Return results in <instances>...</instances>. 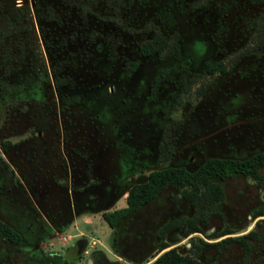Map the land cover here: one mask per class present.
Returning a JSON list of instances; mask_svg holds the SVG:
<instances>
[{"label": "rangeland", "instance_id": "rangeland-1", "mask_svg": "<svg viewBox=\"0 0 264 264\" xmlns=\"http://www.w3.org/2000/svg\"><path fill=\"white\" fill-rule=\"evenodd\" d=\"M36 1L37 5L34 0H0V147L4 141L12 143L6 150L0 148V163H11L18 172L33 168L38 173H44V164H47L45 168L49 166V160L45 157L48 146L52 148L51 152H55L54 157H50L53 164L62 162L61 155L66 158L65 163L70 160L69 155L78 159L75 168L79 169L77 174L81 189L92 178L88 166L94 153L100 167L105 165L108 151L113 159L111 163H116L111 173L102 172L106 178L112 177L115 167L118 171L122 169V157L126 158L128 166L133 165V169L143 167L146 162L157 157L162 163H168L174 156L171 154L179 135L184 133L179 139L180 146L188 142L196 146L201 141L203 131L200 129L203 127L194 133L192 130V133L190 130L186 132L188 128L185 127V120L190 125L191 121L193 124L199 120L203 122L202 119L206 117L207 125L209 121L214 122L219 118L215 112L198 111L191 114L194 105L187 101L190 99L189 102L194 103V96L181 90L184 78L189 74L188 64L179 66L172 60L166 65L173 77L176 71L182 74L175 87L165 94L168 97L166 101L155 94L154 86L144 82L145 79L155 80V73L161 67L153 57L141 59V67L132 76L125 74L123 68L126 61L135 58L136 50L144 39L151 38L156 31L166 36L178 32L182 38H192L190 36L194 34L204 38L210 49L217 52V56L222 54L230 57L250 44L254 28L264 19V0ZM196 64L192 65L195 70ZM56 78L59 85L55 83ZM206 80L209 81V78L197 77L192 88ZM111 83H118L121 87L113 93L114 101L121 102L123 99L126 103L133 99L135 104L131 112L124 115L128 130L123 136L114 131L117 115H113L112 121L109 117L111 101L110 96L106 95ZM233 88L241 90L244 102H251L253 98L261 101L262 109L257 116H262L259 122L264 132V45L242 57L229 72L211 81V87L203 99H211L214 103L210 104L219 108L220 103L227 104L228 93ZM71 97L77 99V103L70 107L71 112H67L65 99ZM179 98L182 100L180 103L177 101ZM159 100L165 103L162 107L159 105L158 109ZM89 108L93 110L91 118L95 115L92 119L96 126L94 128L89 123ZM254 110V106L246 103V106H240L239 114L249 117V113L255 115ZM144 115L153 120L154 136L161 122L169 121L168 125L172 127L165 132V137L156 135L159 139L155 143V157L149 155L151 149L142 144V138L135 136L134 131H140L138 121ZM226 117L228 119L232 115ZM212 126L211 132L218 135L220 129L217 125ZM70 139L76 142L75 153L63 147L70 146ZM215 146L210 145V148ZM238 151L240 155L246 153L243 148ZM27 157L30 161H25ZM139 172V169L133 171L136 174ZM112 179L115 181L117 178ZM238 179L237 185V180L230 181L231 187H227L225 202L218 205L216 210L223 224L234 225L236 232H255L256 239L247 240L251 248L249 254H244L237 244L228 243L219 258H212L210 254L201 258L202 250L209 247L210 241L219 234L213 219L205 223L208 234L195 232L189 237L181 235L168 243L177 246L182 253L208 259L209 264H264V180L251 176ZM242 187H246L244 191L252 196L251 206L246 199L239 203L234 201L233 195ZM172 191L176 208L184 210L181 217L195 216L200 223L206 211L202 203L179 201L174 186L166 194ZM124 199L120 195L110 207L121 206L125 203ZM235 206H241L247 212L245 220L243 217L236 218ZM258 210H262L263 214L255 217ZM93 211V208L86 207L77 219L58 220L61 229L48 242L42 243L45 252L59 255L66 244L82 236L88 242V249L92 246L101 247L96 240L99 238L110 260L137 264L111 249L109 244L116 233L115 228H110L101 210ZM21 251L24 252V248ZM21 251L2 264H20ZM84 257L79 264H84Z\"/></svg>", "mask_w": 264, "mask_h": 264}, {"label": "flooded vegetation", "instance_id": "flooded-vegetation-1", "mask_svg": "<svg viewBox=\"0 0 264 264\" xmlns=\"http://www.w3.org/2000/svg\"><path fill=\"white\" fill-rule=\"evenodd\" d=\"M34 1L35 5H37V1ZM53 19L58 20L59 18ZM158 33L164 38H155ZM190 37L192 38H182L178 32H173L171 35L166 36L161 31H156L151 38L144 39L140 43L136 50L135 58L126 61L123 70L127 76H132L141 67V59L149 60L151 57L156 59L155 63L159 64L161 67H158V73L157 71L155 73V80L148 81L145 79L144 82L147 81L151 87L154 86L155 94L164 97L166 101L168 97H166L165 94L170 91V88L175 87L177 80L182 78L181 72L177 71L174 73L173 77L170 73L172 72L171 69L168 70L166 65L172 60L179 66L188 64L189 74L185 76L181 90H183V93L185 92L194 96V103L189 102L190 99L187 101L189 104L192 103L194 105L190 111L191 114L193 115V112L201 111L206 113L215 112L219 116L218 120L214 122L209 121L207 125H205L207 122L205 121L206 117L202 119L203 122L199 120L201 123L197 122L194 124L191 119L190 125L185 120V127L188 128L186 132L190 130L189 132L192 133L193 131L194 133V131H198L203 127V129H200L203 131L201 141L198 142L196 146L190 142L184 143L183 145L181 144L180 146L179 144L181 142L179 139H181V135L184 133L179 136L176 134L178 136L176 138L177 143L174 142V151L171 154L174 156L169 159V162L162 163L158 157L156 159L153 158L148 163L146 162L143 167L136 168L140 170L137 174L133 173V171L136 170L133 169V165L130 164V166H128L126 158L123 159L122 157V161L120 162L122 169L119 170L120 173H122L120 178H118L120 173L117 167L114 168V174H112L111 178H106V176L102 175V172L106 173L109 171L111 173L114 167L113 164H116L114 162L111 163L113 159L108 150H106V152L108 151L109 157H106L105 165L102 167L97 165L98 160L95 156L96 153H94L91 165L88 166L92 178L82 189L79 188L80 184L78 182L80 181L78 180L79 174H77L79 169L75 168L77 167L78 159L69 155L70 160H67L65 163L66 158H62L63 155H61L59 157L62 162H54L53 164L50 161V157H54L55 152H51L52 148L48 146L45 149V157L49 160V166L45 168L46 163L44 164V173H38V170L33 168H29L26 171L19 169L20 172H18V169L11 163H0V264L5 261L9 262L10 258L16 254L17 251H21L22 248H24L25 251L20 252L22 256L20 264H79L83 255L85 256L84 264H123L120 261L113 262L110 260L108 258V252L102 243H100V245H102L101 247L92 246V248L88 249V242L83 236L76 237L72 242L66 244L63 252L59 255L56 254V252H45L42 243L45 241L48 242L51 236L59 232L61 228L58 226V220H73L81 215L82 210L84 212V208L86 207L93 208L94 211L101 210L103 215L104 212H112L115 209L126 206V196L128 195L129 189L136 183L145 182L148 179L149 173L153 170L172 166L185 167L187 170L193 172L210 158L245 160L264 151V132L261 130V122H259L262 116H257L258 113H260V109H262L261 101L253 98V101H251L252 103L244 102L241 90L236 88H233L231 93H228L227 104H219V108L217 107L219 110L215 108V105L212 106V104H210L214 103L211 99H203L206 96L207 90L211 87V81L229 72L242 57L252 54L264 45V40L259 45L257 44V41H259L258 38H264V19L254 28L253 34L250 37L252 38L250 44L230 57H226L222 54L217 56V52L214 49H210V45L208 46V42H206L204 38L194 34ZM153 38L158 41L157 44H155L158 49L145 51L142 44L146 40ZM160 40L165 42L162 48L160 46ZM246 50H249V52L241 54ZM195 64L197 65V70L192 68V65ZM216 64L222 65V69L215 68L214 66ZM200 76L206 77L207 79L209 78V81L206 80L204 83H200L192 88L196 78ZM57 79L58 78H56L55 83L59 85L60 82ZM141 86L143 87L142 82ZM138 87L136 88L139 89ZM118 88L121 89L118 83L115 85L111 83L107 92L108 95L106 96H110L109 100L111 103H109L108 111L111 113V116H109L111 117V121L114 119L113 115H117L118 117L114 131L123 136L128 130V126L125 122L126 120H123L124 115L131 112L135 104L133 103V99L126 103L123 99L120 100L121 102L114 101L112 96ZM177 101L180 103L182 100L179 98ZM163 102L159 100V102H157V104H159L156 108L159 109V105L162 107L164 105ZM76 103L77 99L74 97L65 99L67 112H71L72 108L70 107ZM246 103L255 107V115L249 113V117L240 116V106H246ZM89 109L88 114L90 120L93 110L91 108ZM159 112L161 111L159 110ZM229 114H231L232 117L226 119V116ZM192 115L189 116L192 118ZM94 117L95 115L91 118L92 122H89L90 126L93 128L96 127L92 120ZM151 121L153 122L152 119H149L148 115L141 116L138 121L140 131L135 130L134 132L136 134L135 136L142 138V144L151 149L149 155L155 157V155H157V146H155L156 141L160 136L165 137V132L172 129V127L168 125L169 121H166L167 123L161 122L156 131V135L159 136L158 138L153 134L154 128ZM105 123H107V121ZM212 125H217L220 129H217L219 133L216 136L211 132L210 127H213ZM74 139L76 138L74 137ZM74 139H70L71 143L69 144L71 147H65L64 145L63 147L75 153L76 148L74 147V143L76 142H74ZM2 143H4V145L1 144V147L4 150L12 145L10 141H4ZM210 145L216 146L212 149ZM83 148L86 150L85 147ZM239 148H243L246 153L243 155L238 154ZM52 159L54 160L55 158ZM26 160L30 161L28 157L25 161ZM33 166L34 165H32V167ZM97 175L103 177V179L100 177L98 179ZM56 177L59 178L55 179ZM240 177H246V175L241 172H235L221 180L225 197L220 204L225 202L227 187H231L230 181L237 180L235 181L237 185L239 184L240 179L238 178ZM112 178L117 179L114 181ZM172 186L174 185L169 184L165 186L150 200L143 203L135 210L123 214L116 221L114 226H112L115 228L116 233L112 236V242L109 244L111 249L123 255L126 260H129L131 263L138 264L144 262L143 264H149L162 253H160L161 250L165 251L172 247H176L177 251L180 252L177 246H171L168 243L178 236L182 235L184 237H189L195 232H204L208 234L209 232L205 229V223L208 219H213L214 226L217 231H219V234L214 236L213 240L210 241L209 247L202 250L201 258L206 257V254H210L212 258L215 256L219 258L228 243L237 244L244 254L250 253L251 248L249 241H247L248 245L245 246L238 239L234 238L246 234L250 230L246 232H236L234 230V225H224L217 210H206L205 214L201 216V221L199 223L201 231H194L186 234L184 226L172 225L166 229L164 238L162 239L160 236L162 228L175 219H182L181 216L183 215L182 213H184V210L176 208L175 200L172 198L173 191L172 193L166 194V191L171 189ZM175 188L177 191H174V193L176 192L179 195V201L192 203L182 196L177 187ZM245 189L246 187H242L237 190L235 196L233 195L235 198L234 201L239 203L241 200L246 199V201L249 202V206H251L253 204L251 200L252 196L246 193L244 191ZM120 195L125 198L124 205L110 207ZM246 207H248V205ZM235 209L237 212L236 218L239 217V219H241V217H243L245 220V214L247 212H244V208L235 206ZM259 215L262 214L255 215V217ZM255 239V235L246 238V240L253 241ZM162 241L167 242L168 245L161 249L160 244ZM182 254L193 255L191 253ZM14 260L16 261L17 259ZM199 260L209 263L208 259Z\"/></svg>", "mask_w": 264, "mask_h": 264}, {"label": "trees", "instance_id": "trees-1", "mask_svg": "<svg viewBox=\"0 0 264 264\" xmlns=\"http://www.w3.org/2000/svg\"><path fill=\"white\" fill-rule=\"evenodd\" d=\"M263 28V27H262ZM155 38H164L161 34H157ZM259 45L264 38H258ZM157 40H146L142 47L145 51L158 49L155 46ZM165 42L160 40L161 48ZM159 46V47H160ZM249 50L241 54L248 53ZM215 68H221L222 65L216 64ZM222 69V68H221ZM201 91V90H200ZM4 145V143H2ZM264 151L255 154L254 156L245 159H221L210 158L196 171H189L185 167L167 166L160 169L153 170L149 173L148 179L142 183L134 184L128 191L126 196V206L113 210L112 212H104L103 218L109 226H114L116 221L125 213L131 212L138 208L143 203L150 200L159 190L171 184L178 188L182 196L192 203H202L203 208L207 211H214L218 205L224 200L225 193L221 180L232 175L235 172H241L246 176H251L256 179L264 180ZM263 214L262 210L255 212V215ZM177 225L184 226L185 233L194 231H201L198 220L195 216L184 217L182 219H175L162 228L160 236L164 238V232L169 226ZM255 235L253 230L248 233L234 237L238 239L245 246L248 245L247 237ZM228 240V239H227ZM168 245L167 242L162 241L160 248ZM69 264V263H66ZM149 264H209L199 260L195 255L182 254L177 251L176 247H172L163 251Z\"/></svg>", "mask_w": 264, "mask_h": 264}, {"label": "crops", "instance_id": "crops-1", "mask_svg": "<svg viewBox=\"0 0 264 264\" xmlns=\"http://www.w3.org/2000/svg\"><path fill=\"white\" fill-rule=\"evenodd\" d=\"M123 205H124V204H122L121 206H123ZM117 207H118V206H117ZM74 219H77V217L74 218ZM84 220L91 221V220H88V219H86V218H84ZM110 228L112 229L113 227L110 226ZM92 237H93V236H92ZM96 240L99 241V243H102V241H101L99 238H96ZM95 242H96V241H95ZM95 242H94V243H95ZM119 254H120V253H119Z\"/></svg>", "mask_w": 264, "mask_h": 264}]
</instances>
